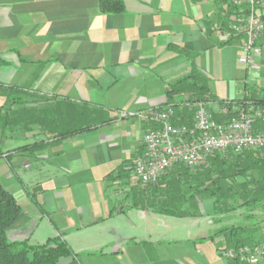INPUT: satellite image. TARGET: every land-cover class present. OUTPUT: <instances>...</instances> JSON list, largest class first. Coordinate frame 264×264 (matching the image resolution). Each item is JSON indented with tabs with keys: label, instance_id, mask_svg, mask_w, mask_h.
<instances>
[{
	"label": "crops",
	"instance_id": "obj_1",
	"mask_svg": "<svg viewBox=\"0 0 264 264\" xmlns=\"http://www.w3.org/2000/svg\"><path fill=\"white\" fill-rule=\"evenodd\" d=\"M99 1L0 0V180L21 207L8 239L62 235L74 256L60 264H230L222 229L242 223L237 235L264 251L262 210L248 207L249 226L246 208L214 213L204 176L174 188L172 169L145 186L131 169L169 85L200 72L215 97H249L264 46L239 62L226 0H121L120 13ZM178 112L175 123L193 118Z\"/></svg>",
	"mask_w": 264,
	"mask_h": 264
},
{
	"label": "built area",
	"instance_id": "obj_2",
	"mask_svg": "<svg viewBox=\"0 0 264 264\" xmlns=\"http://www.w3.org/2000/svg\"><path fill=\"white\" fill-rule=\"evenodd\" d=\"M248 11L229 23V32L243 35L242 54L238 60L247 64L260 55L264 46V19L257 6L264 0H234ZM152 126L142 135L143 152L132 163L134 179L145 186L156 184L167 171L183 166L206 168L215 154L264 149V103L229 99L218 104L198 101L190 122L175 123L170 104L151 108ZM264 257L259 245L241 244L226 250L227 261L258 264Z\"/></svg>",
	"mask_w": 264,
	"mask_h": 264
},
{
	"label": "trees",
	"instance_id": "obj_3",
	"mask_svg": "<svg viewBox=\"0 0 264 264\" xmlns=\"http://www.w3.org/2000/svg\"><path fill=\"white\" fill-rule=\"evenodd\" d=\"M228 2L226 17L228 20L234 15L232 20H237L242 14L248 11L244 4H237L234 0ZM99 7L102 12L120 13L124 10L121 0H100ZM257 12L264 19V7L257 6ZM222 24L223 21H222ZM239 36V35H235ZM180 96L178 102L172 101L174 96ZM167 100L165 104H170L178 112L182 119L185 118L186 111L194 110V103L198 101L210 103H223L225 100L215 97L209 90L207 78L200 72L191 74L179 79L174 84L167 87ZM242 100H255L264 103V97L245 96ZM185 110V111H184ZM105 119L102 123L108 122ZM91 125L80 126L72 130H66L57 135L64 138L79 131L88 129ZM30 145H25L20 149H28ZM2 152L0 151V157ZM178 172V180L171 187H180L182 179L197 180L201 176L205 177V189L214 197V213H226L235 208L245 209V216L250 218L252 224L256 226L264 219L255 220V215L251 214V209H260L264 213V149L244 151L240 154L229 152L227 154H215L210 158L209 166L199 169H188L183 166L173 168ZM172 170V169H171ZM170 171V170H169ZM168 172V171H167ZM166 172V173H167ZM165 174V173H164ZM200 176V177H198ZM158 182L154 185H157ZM21 213V207L12 193L6 190L0 180V264H60L64 258L74 256L69 244L62 235L48 238L44 243H30L27 239L9 240L6 231L13 225ZM264 215V214H263ZM244 216V217H245ZM222 219V218H221ZM220 221V219H217ZM245 228L242 223L235 227H226L222 230L231 232L229 243L236 247L241 244L256 245L251 233L243 237L238 236L237 228ZM233 231V232H232ZM230 264H247L238 261H231Z\"/></svg>",
	"mask_w": 264,
	"mask_h": 264
},
{
	"label": "rangeland",
	"instance_id": "obj_4",
	"mask_svg": "<svg viewBox=\"0 0 264 264\" xmlns=\"http://www.w3.org/2000/svg\"><path fill=\"white\" fill-rule=\"evenodd\" d=\"M255 69L249 71L247 78H244L243 82H247V87L245 92L251 96L252 93L255 94L254 97H264V71L262 69ZM4 181V176L3 179Z\"/></svg>",
	"mask_w": 264,
	"mask_h": 264
}]
</instances>
